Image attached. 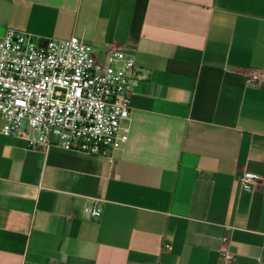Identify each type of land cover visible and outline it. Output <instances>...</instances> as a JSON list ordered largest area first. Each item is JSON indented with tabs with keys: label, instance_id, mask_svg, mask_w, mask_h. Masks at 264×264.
<instances>
[{
	"label": "crops",
	"instance_id": "crops-1",
	"mask_svg": "<svg viewBox=\"0 0 264 264\" xmlns=\"http://www.w3.org/2000/svg\"><path fill=\"white\" fill-rule=\"evenodd\" d=\"M6 28L121 49L136 81L112 161L0 120V264H264V0H0Z\"/></svg>",
	"mask_w": 264,
	"mask_h": 264
},
{
	"label": "built area",
	"instance_id": "built-area-1",
	"mask_svg": "<svg viewBox=\"0 0 264 264\" xmlns=\"http://www.w3.org/2000/svg\"><path fill=\"white\" fill-rule=\"evenodd\" d=\"M132 71L133 60L121 49L106 47L98 55L73 36L6 28L0 35L1 133L25 138L30 148L59 147L112 161V146L130 112ZM262 82L264 68L246 76L249 86ZM260 178L248 169L237 176L244 189ZM83 211L96 218L101 207ZM230 258L223 251L218 264Z\"/></svg>",
	"mask_w": 264,
	"mask_h": 264
}]
</instances>
